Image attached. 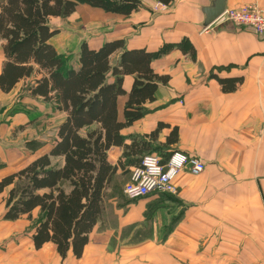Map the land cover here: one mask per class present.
I'll use <instances>...</instances> for the list:
<instances>
[{
	"label": "crops",
	"instance_id": "0c3cea01",
	"mask_svg": "<svg viewBox=\"0 0 264 264\" xmlns=\"http://www.w3.org/2000/svg\"><path fill=\"white\" fill-rule=\"evenodd\" d=\"M140 1L141 7L129 15L92 7L102 24L87 30L75 50L66 54L56 50L74 55L70 64L76 67L81 42L97 49L106 41L122 39L124 48L112 54V65L124 49H144L153 54V72L167 76L165 83L158 82L154 99L142 104L144 115L120 130L125 144L139 137L143 143L125 153L123 146L107 150V160L118 165L116 177L125 175L128 181L132 168L147 153L164 156L179 150L199 157L205 167L195 175L180 171L173 181L174 192L126 199L123 208L114 210L118 225L150 223L151 237H159L145 242L149 259L155 260L151 264H264V35L215 21L222 8L264 7V0ZM0 57L1 70V47ZM113 80L108 76L109 82ZM133 81V74L122 77L124 94L117 97L119 121H124ZM232 83L234 89H230ZM21 85L7 93L0 91V179L47 153L57 126L66 117L55 102L26 94L23 113L4 118L6 102ZM37 109L38 115L28 117ZM45 113L55 118L49 140L41 132L27 137L22 145L11 138L17 118L30 126L31 120L41 121ZM159 125L157 134L150 136ZM173 129L177 139L168 143V136L174 137ZM22 130L30 133V128ZM34 139L37 143L30 144ZM54 162L62 163L61 158ZM4 195L0 193V207ZM109 205L106 200L103 216L111 210ZM38 212L32 211L31 220L25 215L14 221L0 220V243L5 241L0 244V264H102L90 260V254L93 248H104L111 236L109 230H100L103 216L89 233L81 257L69 252L61 258L50 242L34 248L33 227L21 230L33 225ZM158 246L166 249L165 261L158 259Z\"/></svg>",
	"mask_w": 264,
	"mask_h": 264
},
{
	"label": "trees",
	"instance_id": "16d2710c",
	"mask_svg": "<svg viewBox=\"0 0 264 264\" xmlns=\"http://www.w3.org/2000/svg\"><path fill=\"white\" fill-rule=\"evenodd\" d=\"M80 3L121 15L142 5L140 0H0V91L7 93L22 82L28 96L55 102L66 113L50 150L0 179V193H5L3 219L14 221L25 215L31 220L32 211L38 209L34 248L50 242L61 258L69 252L81 257L89 233L104 214L107 191L116 187L118 165L107 160V150L123 146L124 153L134 151L142 142L139 137L125 144L120 130L144 115L142 104L154 99L159 81H167V76L153 72V54L144 49H124L112 65V54L124 48L122 39L106 41L97 49L83 41L76 67L70 64L71 57L58 53L50 41L58 29L49 20L69 16ZM125 74H133L134 81L124 121H119L117 97L124 94ZM108 76L114 80L109 82ZM171 134L168 143L177 139L176 129ZM168 154L158 156L165 161Z\"/></svg>",
	"mask_w": 264,
	"mask_h": 264
},
{
	"label": "rangeland",
	"instance_id": "374dc122",
	"mask_svg": "<svg viewBox=\"0 0 264 264\" xmlns=\"http://www.w3.org/2000/svg\"><path fill=\"white\" fill-rule=\"evenodd\" d=\"M91 8L92 7H89L85 3H80L78 4L75 13H73L72 15L62 18H51L49 20V24L52 27L58 29L57 35H55L51 39V42L59 52L66 54L69 51L75 50L77 47V43L82 37L85 36L87 30L92 29L93 26H95L94 24H102V18H97L98 16H96L92 12ZM73 56L74 55H70L72 60L74 58ZM21 86L15 92H13V98L11 96V100H8V102H6L5 107L8 108L6 113L7 115H4V118L23 113L24 108H26V105H24V107L22 108V97H24L26 93L23 90L24 87ZM32 112L29 113L28 117L30 116L31 118L34 116V114L38 115L40 111H36L37 113ZM53 118L54 117L51 116V114L45 113V116L41 117V121H39L38 118H34L33 120H31L30 126H25V124L21 123L23 122V119L17 118L15 126L11 131V138L14 139L16 143L18 142L20 145H22L23 141H25L27 137L30 136L31 138H33L41 132V137L43 139L49 140L53 136ZM26 127L27 129L30 128V133L26 130L23 132L22 129H26ZM36 143L37 141H35L34 139L30 144L34 145ZM113 181L116 187H111L106 194V200L110 203L109 208L111 210L103 216V222L100 224V230H109L111 232V236L109 237V241L107 245L104 246V248H101L99 246L100 248L92 249L90 260L98 262L101 261L102 264H151V262L155 260L149 259L147 254H149L150 250L145 242L151 240L158 241L159 237H156L155 239L151 237L152 230L148 221L142 222L141 224L133 223L126 227H120L118 225V216L117 214H115L114 210L120 207L123 208V206H125V202L127 201V198H125L123 195V185L127 181V176H117ZM1 203L3 208L0 207V220L2 221L4 220L3 213L5 211L4 200H2ZM20 223L21 221H19L18 224ZM32 227V224L25 225L24 229L22 228L21 230L23 232L29 231ZM4 243L5 241H1L0 244L3 245ZM158 248L161 250V252H159L158 254V259H162L165 261L166 249L161 248L160 246H158Z\"/></svg>",
	"mask_w": 264,
	"mask_h": 264
},
{
	"label": "built area",
	"instance_id": "2783aa9c",
	"mask_svg": "<svg viewBox=\"0 0 264 264\" xmlns=\"http://www.w3.org/2000/svg\"><path fill=\"white\" fill-rule=\"evenodd\" d=\"M215 21L229 22L264 35V7L253 5L239 9L225 8ZM204 167L202 159L179 150L170 152L165 161L155 153H147L132 168L128 181L123 185V194L128 200H135L153 192H174L173 181L180 171L187 170L195 175L202 172Z\"/></svg>",
	"mask_w": 264,
	"mask_h": 264
},
{
	"label": "water",
	"instance_id": "95a60500",
	"mask_svg": "<svg viewBox=\"0 0 264 264\" xmlns=\"http://www.w3.org/2000/svg\"><path fill=\"white\" fill-rule=\"evenodd\" d=\"M223 10H224V8H222L220 11H219V13L217 14V16L219 15V14H221L222 12H223ZM216 16V17H217Z\"/></svg>",
	"mask_w": 264,
	"mask_h": 264
}]
</instances>
